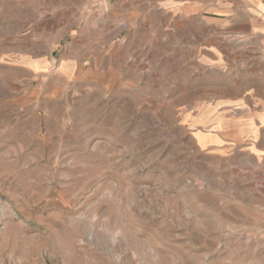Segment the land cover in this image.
Segmentation results:
<instances>
[{
	"label": "rangeland",
	"instance_id": "374dc122",
	"mask_svg": "<svg viewBox=\"0 0 264 264\" xmlns=\"http://www.w3.org/2000/svg\"><path fill=\"white\" fill-rule=\"evenodd\" d=\"M169 1L0 0V264H264V1Z\"/></svg>",
	"mask_w": 264,
	"mask_h": 264
},
{
	"label": "crops",
	"instance_id": "0c3cea01",
	"mask_svg": "<svg viewBox=\"0 0 264 264\" xmlns=\"http://www.w3.org/2000/svg\"><path fill=\"white\" fill-rule=\"evenodd\" d=\"M235 1L236 0H230L231 4H229V6H227V5L225 6V9H226L225 11L228 13V14H226L227 16H226L225 20H226V23L230 24L229 26H231V27H229V28H230L231 31L240 32L241 30H239V29L237 30L236 29V28H238V24H235V22H236L235 19L239 17V14L245 15V14L249 13L248 2H251V0H240L241 4H239V5L234 4ZM252 1H254V0H252ZM261 1H264V0H261ZM193 2L194 3H198L199 1L198 0H171L169 2H166L165 6H170V5L181 6L182 4H186L187 5V4H190V3H193ZM261 7L264 10V2H262ZM218 10H221V9L220 8L216 9V11H217L216 13L217 14L216 15H211L210 17L213 18V16H214L217 19L221 18V16H223V15H219V13H223V12H219ZM239 10H242V11H241V13L238 14L237 12ZM246 10H248V11L246 12ZM235 12L237 13L236 15L234 14ZM147 28H149V26ZM149 30H150V28H149ZM124 42L125 41L122 39L121 43L123 45H124ZM140 47L143 49L144 45H141ZM146 49H148V52L151 51V43L150 42H148V46H147ZM104 52H105L106 56H109L111 54L110 51L107 50V48L104 50Z\"/></svg>",
	"mask_w": 264,
	"mask_h": 264
}]
</instances>
